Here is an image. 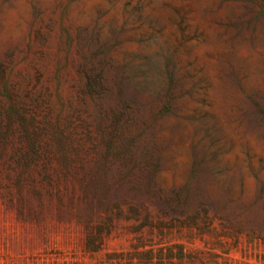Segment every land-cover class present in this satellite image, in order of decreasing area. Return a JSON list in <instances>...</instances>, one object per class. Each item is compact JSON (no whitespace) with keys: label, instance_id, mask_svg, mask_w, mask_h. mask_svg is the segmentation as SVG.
<instances>
[{"label":"rangeland","instance_id":"rangeland-1","mask_svg":"<svg viewBox=\"0 0 264 264\" xmlns=\"http://www.w3.org/2000/svg\"><path fill=\"white\" fill-rule=\"evenodd\" d=\"M0 264H264V0H0Z\"/></svg>","mask_w":264,"mask_h":264}]
</instances>
